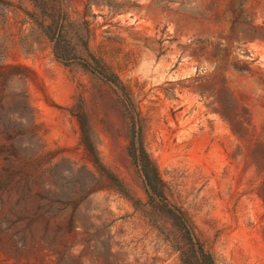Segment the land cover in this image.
<instances>
[{
  "label": "rangeland",
  "instance_id": "1",
  "mask_svg": "<svg viewBox=\"0 0 264 264\" xmlns=\"http://www.w3.org/2000/svg\"><path fill=\"white\" fill-rule=\"evenodd\" d=\"M71 4L0 0V264H264V0Z\"/></svg>",
  "mask_w": 264,
  "mask_h": 264
},
{
  "label": "trees",
  "instance_id": "2",
  "mask_svg": "<svg viewBox=\"0 0 264 264\" xmlns=\"http://www.w3.org/2000/svg\"><path fill=\"white\" fill-rule=\"evenodd\" d=\"M35 7L42 11L43 17L36 18L40 28L45 32L46 36L53 43V52L55 57L68 65L75 61V48L69 39V33L66 30V24L71 18L70 10L72 8L71 0H31ZM51 21L52 24L47 22ZM86 69L96 72L90 64L84 65ZM94 156L99 160L98 154L94 147L92 148ZM130 155L135 162H138L143 168V174L146 179V186L152 193L158 192L160 179L158 172L151 162L149 155L142 148L140 153H133ZM196 264V263H195ZM197 264H213L212 262L205 261L204 263Z\"/></svg>",
  "mask_w": 264,
  "mask_h": 264
}]
</instances>
